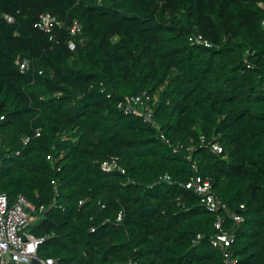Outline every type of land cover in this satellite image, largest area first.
<instances>
[{"label":"trees","instance_id":"16d2710c","mask_svg":"<svg viewBox=\"0 0 264 264\" xmlns=\"http://www.w3.org/2000/svg\"><path fill=\"white\" fill-rule=\"evenodd\" d=\"M259 1L0 0V193L53 204L27 227L44 237L40 259L223 264L209 243L216 215L184 186L191 155L226 209L243 216L239 226L229 218L225 225L235 233L236 264H264ZM44 12L63 22L54 40L34 26ZM73 19L82 26L75 36ZM196 33L212 46L192 45ZM17 56L29 62L23 72ZM142 91L156 97L153 117L171 144L194 145L191 153H174L154 126L117 107ZM201 136L222 152L201 147ZM111 156L123 174L100 169ZM162 174L171 182L158 181Z\"/></svg>","mask_w":264,"mask_h":264},{"label":"built area","instance_id":"2783aa9c","mask_svg":"<svg viewBox=\"0 0 264 264\" xmlns=\"http://www.w3.org/2000/svg\"><path fill=\"white\" fill-rule=\"evenodd\" d=\"M258 7L264 11V0L258 2ZM6 18L9 22L12 21L11 17L6 16ZM62 25L63 22L61 20L55 15L47 12L41 13L34 24L36 28L45 34H48L49 40H54V29L56 27H61ZM261 28L264 32V14L261 20ZM67 29L71 36H75L81 33L82 26L77 19H73ZM190 40L192 45L203 46L206 48L212 46V44L199 33L192 35ZM69 48L74 49V43L72 41L69 42ZM245 61L248 68H253V65L248 63L247 59ZM15 63L18 65V69L21 72L25 71L29 66L28 60L19 56L16 57ZM101 91H103V89H101ZM106 96L109 97L110 94L107 93ZM155 103L156 97H152L148 92L142 91L137 95H125L117 103V107L123 114L140 115L144 122L154 126L159 131L160 138L172 148L174 153L180 149H184L186 152L191 153L195 149L194 145H173L169 138H167L161 131L160 126L155 122L153 117V105H155ZM2 118L3 117H0V120ZM35 136H39L38 130L36 131ZM21 140L25 145L30 140V137L25 136L22 137ZM200 146L208 147L210 150L218 154L222 152V147L218 141H205L203 136L200 137ZM188 157L191 162L193 173L184 183V186L198 196L202 206L208 212L216 215L213 222L214 231L209 236V243L213 248H216L221 252L223 264H236L237 260L230 250L235 239V233L225 225L229 218L235 226H239V224L243 222V216L226 209L225 204L213 193L210 180L203 178L198 173L196 161L191 158V155ZM46 158L52 160V162H56L52 154H48ZM99 166L103 172L118 171L122 174L125 172L117 156H111L102 160L99 163ZM57 169L59 170V168ZM158 181L171 182V178L168 174H162L158 177ZM79 203L81 204V201ZM52 205L53 204L45 206L41 204L37 206L22 194H18L12 201H10L6 194L0 193V264H28L33 256H37L38 247L44 241V237L34 236L27 230V227L33 222L41 219L46 210L52 207ZM240 208H243V205H240ZM222 209L227 212V216L220 214ZM121 220L122 211H119L113 222L118 224ZM109 221L111 220L106 218L102 224ZM95 229H97L96 226L90 227L91 232ZM201 237V234L197 233L192 239V244H197ZM43 264L56 263L53 258L49 257L43 260ZM128 264H137V262L132 258H129Z\"/></svg>","mask_w":264,"mask_h":264},{"label":"water","instance_id":"95a60500","mask_svg":"<svg viewBox=\"0 0 264 264\" xmlns=\"http://www.w3.org/2000/svg\"><path fill=\"white\" fill-rule=\"evenodd\" d=\"M13 264V263H9ZM28 264H43V260L40 259L38 256H33Z\"/></svg>","mask_w":264,"mask_h":264}]
</instances>
